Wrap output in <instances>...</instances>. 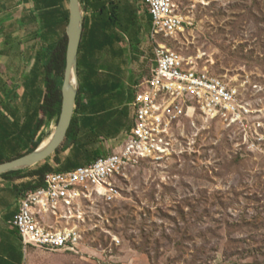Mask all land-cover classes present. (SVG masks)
I'll use <instances>...</instances> for the list:
<instances>
[{
    "label": "rangeland",
    "instance_id": "374dc122",
    "mask_svg": "<svg viewBox=\"0 0 264 264\" xmlns=\"http://www.w3.org/2000/svg\"><path fill=\"white\" fill-rule=\"evenodd\" d=\"M175 2L189 24L170 39L154 41L145 33L135 49L142 62L132 66L134 87L151 75L154 49L165 45L215 74L247 83L249 99L262 111L251 120L257 125L249 122L247 132L220 120L188 121L182 153L130 170L114 201L86 206L77 252L45 251L57 256L56 264H264V0ZM128 42L123 45L131 51ZM46 123L36 151L54 135L59 118ZM47 165L59 167L56 156L25 174ZM17 181L1 177L0 186L13 188Z\"/></svg>",
    "mask_w": 264,
    "mask_h": 264
},
{
    "label": "built area",
    "instance_id": "2783aa9c",
    "mask_svg": "<svg viewBox=\"0 0 264 264\" xmlns=\"http://www.w3.org/2000/svg\"><path fill=\"white\" fill-rule=\"evenodd\" d=\"M152 16V38L170 39L189 24L175 0H144ZM247 83L201 67L177 51L158 44L151 75L135 87L134 126L126 138L97 161L70 172L54 171L46 186L26 193L12 223L26 248L77 252L86 206L114 201L119 182L143 163L153 165L182 153L187 122L199 117L246 128L262 111L254 107ZM257 90L258 87H255ZM261 125V124H259Z\"/></svg>",
    "mask_w": 264,
    "mask_h": 264
},
{
    "label": "crops",
    "instance_id": "0c3cea01",
    "mask_svg": "<svg viewBox=\"0 0 264 264\" xmlns=\"http://www.w3.org/2000/svg\"><path fill=\"white\" fill-rule=\"evenodd\" d=\"M41 1L0 0V154L12 151L27 156L35 149V145L26 147V136L23 137L21 133L35 117L39 121L46 119L42 106L50 93V87H41L44 77L41 71H37L39 78L35 80L40 55L48 46L44 40L45 30L41 16L47 8L42 6ZM104 1L107 4L112 1L120 20L124 23L131 22L132 25H128L127 32L114 27L112 37L121 42L117 41L114 47L100 49L95 54L100 62L99 76L116 77L121 85L111 87V93L98 97L94 102L97 108L94 117L98 126L104 125V122L112 125V135L103 130L98 142L91 147L93 152H99L102 156L110 154L134 126L135 111L132 103L136 95L134 85L137 84V78L132 66L135 62H142V58L135 54V49L139 50L145 33L146 38L152 35V16L144 0ZM65 6L70 10V0H66ZM125 38L134 52L126 51L123 45ZM153 54L155 55V49ZM122 66L126 67L125 72ZM83 103L86 107L91 106L87 96ZM121 111H126L127 116L122 118L119 129L114 131L120 122ZM90 115V112L84 113L80 108L78 116L81 123ZM86 132L88 131L82 132L80 137L83 138ZM19 136L21 139L18 141ZM10 137H15L19 142L14 145L15 149L7 146ZM65 154V161L73 158L71 150ZM17 159L19 158H14ZM17 180L13 188L0 186V264H56V255L49 257L43 250L26 248L20 234L12 226L20 213L21 201L26 195L25 186L28 185L23 182V186H20L18 182L25 179Z\"/></svg>",
    "mask_w": 264,
    "mask_h": 264
},
{
    "label": "trees",
    "instance_id": "16d2710c",
    "mask_svg": "<svg viewBox=\"0 0 264 264\" xmlns=\"http://www.w3.org/2000/svg\"><path fill=\"white\" fill-rule=\"evenodd\" d=\"M66 0H42L41 4L46 11L42 12L43 29L45 30L44 40L48 44L47 48L42 51L39 61L37 63L36 78H39L38 72L44 73L43 81L46 87H50V93L47 96L42 111L44 112L45 121H39L37 117L30 120L25 130L21 133L23 137L26 136V147L35 145L37 138L46 126V122H51L57 117L60 119L62 109V87L67 67V51H68V37L67 28L70 23V10L65 6ZM86 11L90 10L88 17H85L83 39L80 46V94L78 99V106L86 113L90 112L84 122L81 123L80 117L75 115L72 128L70 130L68 139L61 150L55 155L60 172H70L80 167L87 166L101 157L99 152H93L91 147L98 142L102 131L106 130L112 135V125L104 122V125L98 126L97 119L94 115L97 113V108L94 102L98 97L105 96L113 90L111 87H121L116 77L99 76L100 62L95 58V54L100 49L107 47H114L120 39L112 37V29L119 28L122 32L128 31V25L132 23H124L115 11L114 3L107 4L104 0H81ZM50 8V10H49ZM64 31V32H63ZM38 71V72H37ZM57 77H63V82L58 81ZM88 97L91 106H84V100ZM84 107V108H83ZM121 118L118 127L122 123V118L127 116L126 111H121ZM84 131L83 138L80 134ZM106 133V134H108ZM10 136V135H9ZM21 137H18V141ZM15 137H10L7 143L8 148L15 149L16 143H19ZM20 147V145H18ZM72 151L73 158L63 160V155L68 151ZM36 149L32 150L30 154L34 153ZM14 157L7 159L6 154H0V163L11 162L15 157L22 158V154L17 152H10ZM52 159V158H51ZM49 159L48 161H50ZM54 167L47 165L43 170L36 171L30 176H26V172H15L3 176L2 178L11 180L12 178L26 179L39 178L38 183H31L25 186V193L36 191L46 186V179L49 174H52ZM19 193H22L18 190Z\"/></svg>",
    "mask_w": 264,
    "mask_h": 264
},
{
    "label": "water",
    "instance_id": "95a60500",
    "mask_svg": "<svg viewBox=\"0 0 264 264\" xmlns=\"http://www.w3.org/2000/svg\"><path fill=\"white\" fill-rule=\"evenodd\" d=\"M81 0H70V23L67 28V67L62 87V109L56 132L50 144L20 159L0 164V178L25 172L47 162L65 145L78 107L80 94V46L83 39L85 14ZM76 78V81L74 80ZM75 84V85H74Z\"/></svg>",
    "mask_w": 264,
    "mask_h": 264
},
{
    "label": "bare ground",
    "instance_id": "6f19581e",
    "mask_svg": "<svg viewBox=\"0 0 264 264\" xmlns=\"http://www.w3.org/2000/svg\"><path fill=\"white\" fill-rule=\"evenodd\" d=\"M74 80L76 81V78H74ZM74 85H75V84H74ZM52 137H53V135L50 137V139H48L46 142H44V143L41 145V147H39L38 150L47 147V146L50 144ZM81 246H82V245H81ZM81 246H80V247H81Z\"/></svg>",
    "mask_w": 264,
    "mask_h": 264
}]
</instances>
